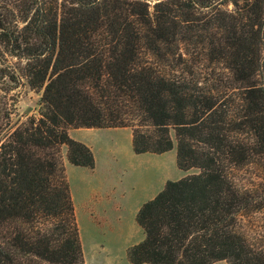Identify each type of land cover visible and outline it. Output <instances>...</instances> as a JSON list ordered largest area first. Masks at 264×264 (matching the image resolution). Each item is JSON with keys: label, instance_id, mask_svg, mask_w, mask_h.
I'll use <instances>...</instances> for the list:
<instances>
[{"label": "trees", "instance_id": "obj_1", "mask_svg": "<svg viewBox=\"0 0 264 264\" xmlns=\"http://www.w3.org/2000/svg\"><path fill=\"white\" fill-rule=\"evenodd\" d=\"M23 80L42 108L14 129L0 108V264H86L62 146L95 156L71 128L199 170L141 206L132 263L264 264V0H0V90Z\"/></svg>", "mask_w": 264, "mask_h": 264}, {"label": "crops", "instance_id": "obj_2", "mask_svg": "<svg viewBox=\"0 0 264 264\" xmlns=\"http://www.w3.org/2000/svg\"><path fill=\"white\" fill-rule=\"evenodd\" d=\"M69 134L74 140L87 144L95 156L94 168L74 165L68 160V147L62 146L67 178L68 172L73 170H78L83 175L77 193L69 181L77 219L81 212L87 230L94 237H101L102 248L116 245L117 240L123 244L122 253L125 255L119 264H134L128 258V249L145 237L143 228L137 222L138 211L160 191L147 198L141 196L145 168L140 160L144 156H157V153L137 154L133 147L131 128H71ZM127 157L139 160V165L134 169L128 168L124 163ZM121 166L122 169L119 170ZM82 245L86 255L83 242ZM110 251L106 253L108 260L112 261ZM214 264L228 262L220 260Z\"/></svg>", "mask_w": 264, "mask_h": 264}, {"label": "rangeland", "instance_id": "obj_3", "mask_svg": "<svg viewBox=\"0 0 264 264\" xmlns=\"http://www.w3.org/2000/svg\"><path fill=\"white\" fill-rule=\"evenodd\" d=\"M15 94L18 99L16 111L12 116V128L21 126L27 121L29 117L39 116L42 108V92L32 90L25 80L21 85L13 92H6L0 90V108L8 106L11 102V97ZM6 135L3 134L2 139ZM174 136V133H173ZM62 159L63 158V153ZM149 157V158H148ZM144 156L140 161L143 163L145 172L143 180V191L141 196L147 198V196L153 194L158 190H162L168 180H178L186 174L198 172L197 168H193L189 171H184L179 168L177 164V148L176 146L164 153L157 154V156ZM125 165L134 169L139 165V160L134 158H126ZM123 163V164H124ZM122 169V166L119 170ZM148 169V170H147ZM233 176L239 185L247 184L250 179V173L247 168H238L233 171ZM83 175L77 170L68 172L69 181L72 184L74 192L80 190L82 184ZM148 201V200H147ZM79 227L81 233V240L85 246V259L86 264H119L122 262L123 244L117 240V244L109 246V248L101 247V237H94L91 232L87 230V225L83 214L79 212ZM110 251V255L113 257L112 261L108 260L106 251ZM126 257V256H125Z\"/></svg>", "mask_w": 264, "mask_h": 264}]
</instances>
